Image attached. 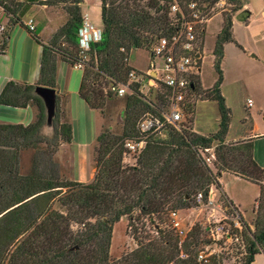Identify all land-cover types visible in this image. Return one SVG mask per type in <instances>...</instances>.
Returning <instances> with one entry per match:
<instances>
[{
  "label": "trees",
  "instance_id": "obj_1",
  "mask_svg": "<svg viewBox=\"0 0 264 264\" xmlns=\"http://www.w3.org/2000/svg\"><path fill=\"white\" fill-rule=\"evenodd\" d=\"M24 1L15 5L0 0L9 17L1 33L0 54L7 49L10 29L16 24L25 27L22 18L28 6L61 4L67 20L46 43L38 36L41 27L30 33L42 48L37 82L8 81L0 93L2 105H33L38 111L28 125L0 123V264H221L216 256L199 262L196 248L203 243L200 232L192 227L180 241L170 228L169 213L194 206L197 194L206 193L211 185L220 189L223 173L260 186L253 231L240 217L242 263L251 264L254 256L264 251V169L253 159L250 141H225L231 117L220 91V61L224 45L234 42L232 15L224 18L213 49L219 76L208 97L218 106L217 131L205 136L184 125L167 124L160 133L146 138L134 165L124 164L123 141L140 137L138 120L146 113L161 118V109L167 107L168 91L164 87L151 101L139 94L137 84H132L136 93L125 96L121 135L97 137L96 173L90 182L80 183L64 180L53 159L60 142H72L73 127L60 121L57 104L50 122L54 134L51 138L43 134L46 108L35 87L55 88L58 60L69 65L78 62L83 0ZM226 3L234 5L233 11L242 7L240 0ZM100 16L102 39L94 45L98 62L86 64L78 91L92 110H102L113 95L111 84L127 81L133 70L128 64L130 52L150 50L170 27L165 11L152 0H100ZM188 111L192 112L191 107ZM212 146L215 172L198 154V149ZM25 150H32L33 155L30 170L22 174L20 157ZM123 217L128 218L127 227L137 247L113 259L109 253L113 227ZM148 225L154 236L146 230Z\"/></svg>",
  "mask_w": 264,
  "mask_h": 264
},
{
  "label": "rangeland",
  "instance_id": "obj_2",
  "mask_svg": "<svg viewBox=\"0 0 264 264\" xmlns=\"http://www.w3.org/2000/svg\"><path fill=\"white\" fill-rule=\"evenodd\" d=\"M7 2L16 5L19 4L20 0H7ZM240 2L242 7L237 11H233L235 7L229 3L216 7L212 20L207 26V33L204 38L205 54L203 62L201 63V74L198 75L194 90L186 98L184 112L177 123L178 125L189 127L193 131L196 128L206 136L213 134L218 129V106L215 101L209 100L208 92L215 82H217L219 76L213 55L214 44L224 18L230 14L233 19L232 31L234 42L224 45L223 57L220 61V69L223 77L220 91L225 99L226 106L230 110L231 117L228 137L252 133L253 128H255L257 133H264V0H240ZM93 4L91 3V5ZM47 10L52 12L54 20L51 17L49 18L51 16L49 13L43 15L37 12V10L26 12L30 16L33 15L32 19L35 24V29L38 27H46L44 34L47 35L51 30L57 28L54 32L55 34L66 22L67 16L61 4L48 6ZM90 15H94L97 20L99 12L96 9V11L90 12ZM86 17L87 15H82L83 20ZM23 19L26 21L27 18ZM49 19L52 21L51 23ZM8 21L9 17L0 7V24L5 26L4 30H6ZM94 27L102 28V26L100 27L97 24ZM25 34H28V30L20 24H16L9 31V39L5 51L7 60L5 59L2 62L7 65L13 75L26 76L27 70H30V72L35 71L39 74V45L34 39L31 45L26 40ZM19 42H22V47H18ZM79 58H81L80 53ZM84 60L85 64H83L80 70L74 69V65H69L66 62L64 63L58 60V81L60 84L57 88L66 97L63 98V95L60 97L57 95V104L60 110V121L68 122L73 127V143L87 139L88 135L92 132L94 141L91 147V160L92 165L96 166L97 137L101 134L121 135L123 124L121 114L125 106L126 95L123 97H115L112 95L106 99L102 110L96 109L92 114L76 106L75 103L78 100L77 93L79 91L82 72L87 63L96 64L93 53L86 56ZM150 62L151 51L147 48L132 50L128 56L129 66L140 74L146 73ZM103 90L105 92L108 88L106 87ZM157 93H149L145 98L154 101ZM248 100L252 101L250 107L248 106ZM60 103L64 106H60ZM190 107L191 113L188 111ZM158 108L161 107L158 106ZM46 130L48 135L43 134L51 138L54 134L51 124L47 123ZM201 133L198 134L201 135ZM61 144L63 143L60 142L59 147H57L53 155V159L58 165L62 178L64 180H74L70 178V175L74 172V167L70 163H67V153L61 148ZM254 146L260 151V154L264 153V139L256 141ZM32 155V150L21 152L20 171L22 174L30 170ZM210 168L214 172L216 171L215 166L211 165ZM223 181L229 196L231 195L237 205L240 206L245 217V223L252 225L249 227L253 231L254 211L259 201L260 186L243 180H236L227 173L223 177ZM220 186L222 187L221 183ZM219 194L222 195L221 189ZM178 212L181 215L180 218L183 219L184 228L192 225L193 228L196 227L197 231L200 232V238L203 240V243L196 248L198 252H202L207 258L211 259L216 256L221 264H243V248H239L238 244L234 241L214 240L211 237L208 230L209 223L207 222L206 210L189 212L185 209H180ZM155 221L158 222L157 218ZM127 225L128 218L123 217L113 227L109 251L110 257L113 259H119L137 247ZM150 228L149 225L146 227L148 233L151 235L155 234L151 232ZM143 234L145 233H140L139 235L142 236Z\"/></svg>",
  "mask_w": 264,
  "mask_h": 264
},
{
  "label": "built area",
  "instance_id": "obj_3",
  "mask_svg": "<svg viewBox=\"0 0 264 264\" xmlns=\"http://www.w3.org/2000/svg\"><path fill=\"white\" fill-rule=\"evenodd\" d=\"M152 1H155L165 11L170 24L169 32L157 38L151 45V62L145 74L131 70L125 83L115 82L109 87V91L116 97L136 93L132 84L138 85V92L143 97L149 93L158 92L160 87L168 91L167 107L161 109V118L149 113L144 114L136 124L140 137L123 141L122 161L130 166L135 164L149 135L160 133L167 124H177L181 119L186 98L194 90L198 75L201 74L207 26L212 20L216 7L226 4V0ZM24 25L29 33L34 32L35 24L32 18H28ZM4 29L5 26L0 24V33ZM77 35L81 58L73 68L80 70L85 64V57L89 54L95 55L94 62L97 63L94 45L101 41L102 30L94 27L86 17ZM251 105L252 101L248 100V106ZM198 154L206 165L209 167L213 165L214 147L198 149ZM220 189L211 185L206 193L197 194L194 206L185 208V210L189 212L206 210L211 237L214 240L234 241L243 248L241 214L234 205L219 194ZM169 218L170 228L182 241L192 225L184 228L183 219L180 218L178 210L171 211ZM206 258V255L199 252L197 256L199 262L205 261Z\"/></svg>",
  "mask_w": 264,
  "mask_h": 264
},
{
  "label": "crops",
  "instance_id": "obj_4",
  "mask_svg": "<svg viewBox=\"0 0 264 264\" xmlns=\"http://www.w3.org/2000/svg\"><path fill=\"white\" fill-rule=\"evenodd\" d=\"M89 1L90 0H83V4L80 7L81 14L83 16L87 15L88 20L90 22H92L94 24V26H96V24H97L101 27L102 21H101V16H100V0H97V3H96V0H92L91 3H94L93 5H91V3H89ZM20 2L25 3L24 0H20ZM245 7H246V5H245ZM96 9L99 12V16H98L97 20H96V17L94 15H92V16L90 15V12H94V11H96ZM33 10H37V12L42 13L43 15H46V13H49V14H51V16H49V18L51 17L54 20V18L52 17V12H49L47 10L46 6H39V5L28 6L27 12L33 11ZM27 12L23 16V18H27V19L32 18L33 15L30 16ZM23 18H22V22L23 21L25 22V20ZM49 21H50V19H49ZM51 22L52 21H50V23ZM45 29H46V27H42L40 32L38 33V36L43 43H46L47 41H49L51 36L57 30V28H54L47 35H45L44 34ZM27 35L25 34V38L32 45L33 38L29 32ZM38 45H39L38 54H39V58H40L42 48H41L40 44H38ZM22 46H23L22 42H19L18 47H22ZM5 59L7 60V56L5 55V53L0 54V93H1L4 85L8 81H15L18 83H27V84H35L37 82V80L39 78V74L35 71L30 72V70H27L26 76L13 75L12 72L7 67V65H5L2 62V61H5ZM58 80H59V65H57V71H56L55 90L57 92V95H59V97L63 95L62 97L65 98L66 95H64L63 92L58 91L57 87L60 84ZM80 81H81V78H80ZM66 94L68 95L67 92H66ZM77 99L78 100H76V103H75L76 106H78L79 108H81V110H84L87 113H91V114L94 113L93 112L94 110L89 108V106L80 98L79 94H78ZM61 105L62 104L60 103V106ZM62 106H64V105H62ZM37 113H38L37 108L33 105H28L26 108H13V107H9V106L0 104V123L28 125L29 123H31L35 120ZM246 120H247V118H246ZM46 128H47V124L43 127L42 132L45 135H48ZM252 130H253L252 133L243 134V135H234L233 137H228L229 132H230V125H229L225 141H226V143H233L236 141H237L236 143H243L246 141H250L252 143L253 159L256 161V163L259 166H261L264 169V153L260 154V151L257 148H255V146H254L256 141H258L260 139H264V133H257V131H255V128H253ZM194 132L201 133L196 128L194 129ZM201 135H204V134L201 133ZM93 141H94V137H93V134L91 132L90 135H88L87 139H85V140L75 141L74 143L71 142L70 144H66V143L61 144V148L64 151H66V153H67V157H66L67 163H70V165H72L74 167V172L72 175H70V178L74 179L80 183L90 182L96 173V167L92 165V160H91V147H92ZM225 174L226 173H223L222 177L220 178V183L222 184V187H221L222 195L224 196V198L228 202H231L238 209L243 220H245V217L243 215V212L240 209V206L237 205V203L233 199V197L231 195L229 196V193L226 191L225 183L223 181V177L225 176ZM227 174H229V173H227ZM229 175L233 176L234 179H236V180H243V181L254 184L253 182L242 179V178L235 176L233 174H229ZM178 214H179V212H178ZM179 216L181 217L180 214H179ZM248 225L250 227L252 226L250 224H248ZM251 264H264V251L257 253L254 256V259H253Z\"/></svg>",
  "mask_w": 264,
  "mask_h": 264
},
{
  "label": "water",
  "instance_id": "obj_5",
  "mask_svg": "<svg viewBox=\"0 0 264 264\" xmlns=\"http://www.w3.org/2000/svg\"><path fill=\"white\" fill-rule=\"evenodd\" d=\"M35 94L39 96L46 108L47 114V123L50 124L57 106V93L54 88L44 87V86H36Z\"/></svg>",
  "mask_w": 264,
  "mask_h": 264
}]
</instances>
